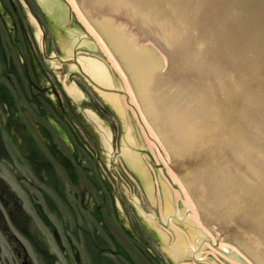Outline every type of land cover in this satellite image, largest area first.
Instances as JSON below:
<instances>
[{"label":"water","instance_id":"obj_1","mask_svg":"<svg viewBox=\"0 0 264 264\" xmlns=\"http://www.w3.org/2000/svg\"><path fill=\"white\" fill-rule=\"evenodd\" d=\"M73 1L114 52L169 150L164 161L160 143L123 94L122 84L102 54L93 55L96 45L67 4L66 10L61 3L39 0L58 12L54 25L67 58L72 56V46L76 47L77 57L69 64L94 81L92 90L119 118L137 162L138 190L122 142L110 162V122L82 105L86 92L67 71L62 72V83L66 82L70 93H78L79 98L74 95L72 99L97 134L114 178L110 184L118 210L129 221L117 190L172 264H228V255L244 264H253L251 259L264 264V0ZM64 18L71 41L65 40ZM127 38L150 42L145 43L149 48L154 44L166 54L168 63L164 57L167 66L161 77H151L139 66L147 62L155 67V61L152 56L130 52L135 48L129 47ZM119 93L137 114L167 175L185 194L184 207L178 203L173 208L167 184L120 103ZM210 220L217 221L216 225L211 226ZM144 221L154 227L150 233ZM230 231L233 240L226 235Z\"/></svg>","mask_w":264,"mask_h":264},{"label":"flooded vegetation","instance_id":"obj_2","mask_svg":"<svg viewBox=\"0 0 264 264\" xmlns=\"http://www.w3.org/2000/svg\"><path fill=\"white\" fill-rule=\"evenodd\" d=\"M56 14L47 12L39 0H0V237L12 245L14 263L30 264L35 259L44 264H160L143 249L146 242L135 231L118 224L108 193L104 204L87 181V176L97 178V170L87 165L84 153L90 152L76 127L80 124L87 130L68 111L60 76L49 65L50 58H59ZM62 69L59 64L58 71ZM65 137L74 141L71 148ZM80 179L83 194L78 187L68 190V184L77 186ZM68 192L79 209L73 215L76 228L90 227L96 234L101 229L94 256L86 260L82 253L79 261L70 258L72 242L64 241L65 214L71 207ZM56 206L58 210L50 209ZM54 230L65 244L50 241ZM129 245L142 257L135 252L133 257Z\"/></svg>","mask_w":264,"mask_h":264},{"label":"rangeland","instance_id":"obj_3","mask_svg":"<svg viewBox=\"0 0 264 264\" xmlns=\"http://www.w3.org/2000/svg\"><path fill=\"white\" fill-rule=\"evenodd\" d=\"M66 4L70 8L71 12L74 14V12L71 9V6L69 5L68 0H67ZM77 22L83 28V30L88 34V36L93 39V37L86 30V28L82 24H80V22L78 20H77ZM111 69L114 71L115 75L117 76L118 80L120 81V83L122 84V86L125 90V84H124V81L121 80V76L119 77L112 67H111ZM66 71L69 73V75L72 77V79L86 92V94L91 99L89 101V103L86 101H83L82 105H89L95 112H97V114L99 116L106 118L110 122V125L112 128V149H111V153H110V162H114L116 156L119 153L120 142H122V147H121L122 150L124 149V147L126 148L127 145L129 146L128 142L126 144L124 141L126 139L124 138L123 130H122V126H121L119 118L111 110V108L87 85V83L83 81V79L79 76V74L75 71V69L70 67L69 64L66 66ZM128 93L130 95V99L132 100L130 90H128ZM118 97H119L120 103L124 107L127 108L132 120L134 121L138 135H139V138H140L142 144L144 145L147 152L150 153V155L155 160V154L153 152V148H150L148 143H147L148 137L145 134V132L143 131L141 124H140V121H139L138 117L136 116V113L130 107L128 100L121 93L118 94ZM70 100L74 104L73 107H74L75 111L77 113H79V115L81 116V119H84V121H85L84 124L86 125V123H87L91 127V131H92L91 136L93 137V141H91V139L88 137V143L91 145L90 151L92 153V160L90 161V165L91 166H92V164L94 165V167L97 170V173H96L97 177L100 178L105 183L106 189L108 192L109 203L114 204L115 203L114 192H113V189H112L111 184H110V181L114 182V178H113V175L111 174V172L109 171V169L107 168V166L105 164V161L103 158V152L101 150V147H100V144H99V141L97 138V134H96L93 126L85 118V116L83 115V113L81 112V110L79 109L77 104L75 103V101L72 98H70ZM128 148L130 149V147H128ZM157 161H159V160H156V162ZM156 169L159 172L162 179L167 184V187H168L169 193H170V197L172 200L173 208L176 209L178 203H180V205L182 207H184L185 204L183 203V199L181 198V196L180 195L178 196L175 194V188L168 183L167 179L162 174L161 169L160 168H156ZM133 172H134V182H135L136 190H138V188H139V183H138L139 175L136 173V171L133 170ZM67 187H68V190L69 189L71 190V192L76 189V187H74L73 185H69V184L67 185ZM116 192H117V195H118L119 199L121 200V202L124 206L126 215L129 219V221L126 220L124 215L116 207V203H115V209H116L118 224H121V226H123L127 229H131L132 231H134V229H135V233L138 235L140 240L142 242H146V245L143 247V249L147 252H150L152 254V257H156L158 259V261H157L158 263H160V264H172L169 260H167L164 257L163 251L161 250V248L159 246H157L151 240V238L147 235L144 228L138 223V221L136 220V218L132 214L131 210L129 209V207L126 203V200L122 196L121 192L119 190H117ZM68 197L72 203V208L67 209V211L72 212V214L69 212H67L65 214V219L68 223L67 235L69 236V239H71L73 242H75L77 244V246L80 248V250L82 251L83 258L85 260L88 258H92L93 256L89 257L91 254V251H92V244H93L94 240L98 241L97 236L100 235L101 229L97 228V234L90 227L86 231H83V232L78 231V229L75 227L74 222H73V220L75 219V218H73V215L79 214V209L76 206V202H75V200H73L71 193L68 194ZM50 209H51V207H50ZM130 225L132 226V228L129 227ZM117 231L121 232V229H118ZM125 240L130 242V239L129 240L125 239ZM128 248L131 250V249H133V246L129 245ZM33 258H35V256ZM139 261H138L139 263H143V261H141V260H139ZM4 262H5V264H19V263H12L11 261L7 262L5 260H4ZM226 262L228 264H237V263L231 262V260H229V259H226ZM0 264H2V261H0ZM39 264H42L41 261L39 262ZM242 264H244V263H242Z\"/></svg>","mask_w":264,"mask_h":264},{"label":"bare ground","instance_id":"obj_4","mask_svg":"<svg viewBox=\"0 0 264 264\" xmlns=\"http://www.w3.org/2000/svg\"><path fill=\"white\" fill-rule=\"evenodd\" d=\"M68 2H69V4H70V6H71L73 12L75 13L76 17L79 19V21L82 23V25L86 28V30H87V31L91 34V36L93 37L92 41L94 42V44L96 45V47H99V48L102 50V52H103V53H102V56L104 57V59H106V61H107V63L109 64V66L112 67V68L115 70V72L118 73V75L121 76V80H123V81H124V84H125V92H126L127 96H128L129 99H130V95H129V93H128V90H130V92H131V89H130V87H129V85H128V82H127V80H126V77L124 76V73H123L122 68L120 67V65H118L117 60H116L115 57L110 53V50L106 47V45H105V44L103 43V41L100 39V37L98 36V34L96 33V31L94 30L93 26L89 23V21H88V19L86 18V16L82 13V11H81V10L78 8V6L74 3V1H73V0H68ZM59 45H60V44H59ZM60 47H61V46H60ZM64 54H65V56H66L65 51H64ZM70 66H71V65H70ZM71 67H72V66H71ZM72 68H73V67H72ZM132 89H133V88H132ZM133 91H134V90H133ZM134 93H135V92H134ZM130 94H131V98H132V100L130 99V101H131V103H132V105H133L135 111H136V112H139V114L141 115V117H142V119L144 120V122L146 123V125H147V126L149 127V129L153 132V134L155 135L156 139H157L158 142L160 143L161 147L163 148L164 161H166V160L168 159V156H169V150H168V148H167V145H166V143H165V141H164L162 135L159 136L160 134L158 133V131H157V127L155 126V124L152 122V120L149 118V116L146 115V112L143 110V108H142L141 105L137 107V104H136V102L134 101V98H133L132 93H130ZM134 95H135L136 100L139 101L138 98H137V96H136V94H134ZM119 101H120V100H119ZM128 103H129V102H128ZM129 105H130V103H129ZM130 107L132 108L131 105H130ZM132 109H133V108H132ZM134 109H133V111H134ZM135 111H134V112H135ZM136 116H137V114H136ZM137 117H138V116H137ZM138 119H139V118H138ZM139 121H140V120H139ZM140 124H141V122H140ZM141 127H142L143 131L145 132V134L147 135V133H146V131H145V129H144V127H143L142 124H141ZM147 137H148V141H147V143H148L149 147H150V148H153V152H154V154H155V160H158V157H157V155H156V152H155V150H154V147H153V145H152V142H151V140H150V138H149L148 135H147ZM124 141H125V143L127 144V141H126V140H124ZM128 147H129V146L127 145V147H126V148L124 147V149H123L122 151H125V150L127 151L128 156H129L130 161H131V164H132V167H133V170L136 171V173L140 176L139 168H138L137 162H136V160H135V157H134V155H133V153H132V150L129 149ZM168 177H169V176H168ZM169 178H170V177H169ZM169 180H170V181H169L170 183L176 185L171 179H169ZM176 186H177V185H176ZM175 194L178 195V196H179V195L181 196V198L183 199V203H184L185 200H187L185 194H184V193L178 188V186L175 187ZM226 259H229V260H231V262H234V263H237V264H242V263H243V262H241L238 258L233 257V256H231V255H228Z\"/></svg>","mask_w":264,"mask_h":264}]
</instances>
